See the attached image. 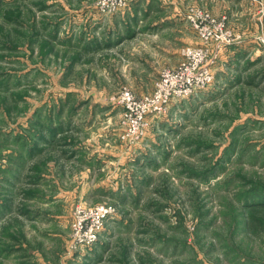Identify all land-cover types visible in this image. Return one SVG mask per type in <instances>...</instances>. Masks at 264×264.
Instances as JSON below:
<instances>
[{"label":"rangeland","instance_id":"rangeland-1","mask_svg":"<svg viewBox=\"0 0 264 264\" xmlns=\"http://www.w3.org/2000/svg\"><path fill=\"white\" fill-rule=\"evenodd\" d=\"M263 41L264 0H0V264H264ZM188 48L212 83L158 107Z\"/></svg>","mask_w":264,"mask_h":264},{"label":"built area","instance_id":"built-area-1","mask_svg":"<svg viewBox=\"0 0 264 264\" xmlns=\"http://www.w3.org/2000/svg\"><path fill=\"white\" fill-rule=\"evenodd\" d=\"M192 21L194 28L205 41H210L213 35V41L216 42L214 44L215 53L221 47L231 45L230 40L227 38L223 39L222 36H217V32L224 31V22L217 24L214 19L212 20L208 15L201 12L197 13ZM183 55L185 60L180 66L165 71L161 76L153 101V103L158 104V107L167 104L172 99L190 96L196 90L207 87L213 81L211 65L215 64V60L209 62L207 53L204 50L188 48L184 50ZM213 59H217L216 56ZM123 99L130 101L133 100V97L127 92L124 94ZM114 214L115 209L111 206L97 208L94 215H89L84 210L79 211L77 217L79 224L77 229H75L77 232L76 247L91 246L96 243L104 228V224Z\"/></svg>","mask_w":264,"mask_h":264},{"label":"trees","instance_id":"trees-1","mask_svg":"<svg viewBox=\"0 0 264 264\" xmlns=\"http://www.w3.org/2000/svg\"><path fill=\"white\" fill-rule=\"evenodd\" d=\"M248 204H249V202L247 201L246 204H245V207H248ZM251 206L253 207V208H251L252 211H256V210H264V199L258 201V204H255V205H253V203H252ZM256 223H257V222H253V223H252V222H249V223H248V227H250L251 229H252V228L254 229V226H256Z\"/></svg>","mask_w":264,"mask_h":264},{"label":"crops","instance_id":"crops-1","mask_svg":"<svg viewBox=\"0 0 264 264\" xmlns=\"http://www.w3.org/2000/svg\"><path fill=\"white\" fill-rule=\"evenodd\" d=\"M242 59H247L246 57H243Z\"/></svg>","mask_w":264,"mask_h":264}]
</instances>
